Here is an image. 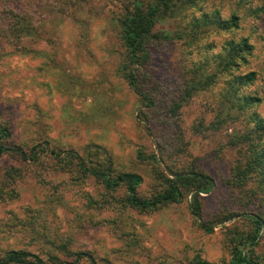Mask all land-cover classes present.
I'll list each match as a JSON object with an SVG mask.
<instances>
[{
    "label": "rangeland",
    "instance_id": "obj_1",
    "mask_svg": "<svg viewBox=\"0 0 264 264\" xmlns=\"http://www.w3.org/2000/svg\"><path fill=\"white\" fill-rule=\"evenodd\" d=\"M130 1L16 0L11 5L15 12L6 13L10 19L6 24L16 16L30 32L17 40L0 35V123L23 146L47 142L56 151L78 153L89 145L101 147L117 172L142 177L138 187L142 198L157 194L163 185L159 177L169 176L171 169L202 171L215 186L200 195L201 218L191 214L190 196L140 211L125 204L123 188L106 192L92 178L72 185L66 171L50 166L54 161L36 165L3 156L0 251L24 248L44 256L53 252L70 262L73 254L86 252L96 264H191L195 258L222 262L230 255V237L250 230L241 216L224 220L227 215L258 210L246 206L226 183L233 155L224 139L231 128L215 136L204 132L217 89L195 93L178 118H167L164 99L160 108H142L141 113L139 96L119 74L125 51L119 20ZM232 3L202 0L197 7H187L185 19L199 15L198 7L208 11L219 6L226 15ZM249 17L242 33L251 31L247 22L257 24L252 42L261 69L264 15ZM206 37L200 35L197 42L208 41ZM199 51L184 42L157 43L152 48L151 71L166 83L171 98L186 65ZM261 76L263 81L245 92L262 98L258 111L264 115ZM139 152L155 153L156 161H140ZM202 223L215 224L206 232ZM258 251L264 254V238ZM77 264L89 263L82 259Z\"/></svg>",
    "mask_w": 264,
    "mask_h": 264
},
{
    "label": "trees",
    "instance_id": "obj_2",
    "mask_svg": "<svg viewBox=\"0 0 264 264\" xmlns=\"http://www.w3.org/2000/svg\"><path fill=\"white\" fill-rule=\"evenodd\" d=\"M201 1L131 0L119 20V38L125 51L118 71L139 96L141 113H144L142 108H160V101L164 99L167 118H178L181 108L195 93L217 89L212 118L204 125V132L207 136H215L231 128L224 139L233 155L226 183L238 193V199H245L246 206L253 205L258 211L225 216L224 220L241 216L251 227L246 233L236 232L230 237L231 251L227 261L195 258L191 264H264V254L258 251L264 238V115L258 111L262 98L255 92H245L263 81L264 67L258 68L255 61L252 36L257 24L247 22L251 31L242 33L243 22L248 16L258 19L264 15V0H260V5L254 4V0H233L226 15L219 6L208 11L198 7L199 15L185 19L187 7H197ZM1 2L5 6L0 9L1 38L17 40L23 33L30 32L20 25L16 16L6 24V13L15 12L11 5L16 0ZM204 33L208 41L200 44L198 38ZM163 42H184L195 49L201 48L197 58L186 65L173 98L169 89H164L166 83L151 71L152 48ZM3 156L36 165L54 161L55 165L50 166L66 171L73 180L72 185L92 178L106 192L123 188L125 204L140 211L159 209L190 196V212L196 219L201 218L200 195L209 193L215 186L213 178L202 171L171 169L169 176L159 177L162 189L153 197L142 198L138 195L142 177L137 173L117 172L111 156L101 147L89 145L78 153L56 151L47 142L23 146L14 142L8 126L0 123V158ZM137 156L140 161H156L155 153L145 156L139 152ZM214 224L202 223L201 226L211 232ZM73 256L70 262L53 252L44 256L24 248L8 249L0 251V264H77L82 259L96 264L86 252Z\"/></svg>",
    "mask_w": 264,
    "mask_h": 264
}]
</instances>
